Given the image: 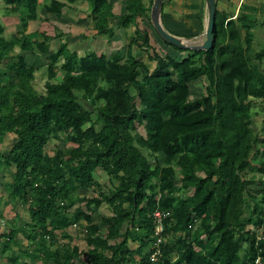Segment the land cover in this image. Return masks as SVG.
<instances>
[{"label": "trees", "instance_id": "obj_1", "mask_svg": "<svg viewBox=\"0 0 264 264\" xmlns=\"http://www.w3.org/2000/svg\"><path fill=\"white\" fill-rule=\"evenodd\" d=\"M3 1L19 31L6 36L0 23V146L7 134L15 136L0 152V186L8 172L5 204L27 207L30 222L18 218L0 236V256L10 264H131L135 256L141 264H264V150L257 147L264 145V118L259 135L252 128L257 102L264 114V46L251 52L243 15L224 25L216 13L209 51L180 60L153 52L150 70L129 52L133 45L151 48L146 31L136 29L125 57L79 56L61 35L27 32L40 7L58 19L74 0ZM86 1L93 28L106 34L112 5ZM143 1H126L118 27L150 21ZM54 38L60 44L51 50ZM16 49L47 56L43 92L33 86L38 68ZM199 80L205 93L188 100ZM52 140L69 146L50 156L45 147ZM97 169L113 187L95 181ZM82 188L94 196L79 197ZM102 204L110 215L96 224ZM156 210L169 214L161 256L150 263ZM73 226L84 234V252L58 243L57 232L70 239ZM129 242L139 247L131 250Z\"/></svg>", "mask_w": 264, "mask_h": 264}, {"label": "crops", "instance_id": "obj_2", "mask_svg": "<svg viewBox=\"0 0 264 264\" xmlns=\"http://www.w3.org/2000/svg\"><path fill=\"white\" fill-rule=\"evenodd\" d=\"M108 3L112 5V14L114 15L113 18L110 20L109 23V31L106 34H103L102 36L97 33V31L93 28V23L91 22L89 16V5L86 0H74L72 3H67V6L63 9L61 16L57 19L52 14H46L47 16H51V20L55 19L56 21H59L58 25L53 26V33H47L45 29H48L45 27V29L42 28L43 24L39 23L38 20L30 21L28 23L27 32L33 33L36 31L39 32H45L49 36H55V34L61 35L63 38V41L66 40L68 44V48L71 50H76L78 55L79 52L84 55L86 51H94L97 54H105L106 56L114 55L118 52H120L123 57L126 56L128 52V45L131 41V38L135 36L136 29H139L141 31H146L149 35V44L151 48L146 50L145 48H140L137 45H133L131 49H129V52H131L132 56L137 59L138 61L143 62L150 70H152L155 67L154 61L149 60V56L155 52L160 53L163 52L164 55H172L176 57L177 59L186 58L189 56L190 51L186 52H176L170 47L164 45V43L161 41L159 37L156 36L155 31L153 29V26L151 24V20H144L142 18H137L135 20V23L130 25L127 28H120L118 27V20L119 17L123 14H125V5L127 0H107ZM143 4L146 7H151L153 4V0L151 3V0H144ZM216 13L218 14L219 18L223 20L224 25L232 20L236 21L240 15H243V19H241V23L245 24L246 26H250V33L253 36V42H252V49L251 52L253 53L255 51V44H259L264 46V0H216ZM2 8V12L0 11V23L5 27V23L3 22V18L7 16L8 18L12 14H8L7 10L9 9V6L4 3L3 0H0V9ZM150 16V14H149ZM14 20L18 19L16 17H12ZM11 20V18H9ZM160 19L163 28L168 32L169 34L185 39L189 41L190 45L199 46L201 45L204 40V33L206 29V23H207V9H206V3L205 0H163L161 13H160ZM16 25H14V29H16V26H19V22H15ZM56 24V22H55ZM9 26V25H8ZM238 32L241 38L245 36V31L241 28V25L239 22L237 23ZM19 29H16L14 34L17 33ZM61 38H54L51 42V45L55 44V47L57 48L60 44ZM81 44L83 47L81 50H79ZM50 45V46H51ZM55 48V49H56ZM54 49V50H55ZM82 55V56H83ZM81 56V55H79ZM153 67V68H152ZM14 141L15 136L13 134H7L2 144H5V142L9 139H12ZM98 171V170H97ZM96 171V172H97ZM95 178V177H94ZM10 181V175L8 174L7 177H4V179L1 180V184L5 185L6 183H9ZM0 186V198L2 199L0 203V221L3 222V210L6 212L8 208L9 211L13 214V220L11 222V227L15 226L16 220L19 218V213L16 211V209L19 207L20 204H5V197L6 192L3 189V186ZM86 189H92V188H86ZM84 190V189H81ZM94 196V193H93ZM80 197V196H79ZM88 197V196H86ZM92 197V196H89ZM4 206V208H3ZM22 206V205H20ZM17 207V208H15ZM24 208V206H22ZM75 207H79V205H76ZM80 207H82V204H80ZM108 206L106 204H102L98 211H97V220L94 216V222L98 224L100 222V219L102 216H109L110 212L108 209ZM107 211V214H101V211ZM28 214V212H27ZM6 216V215H5ZM29 218V214H28ZM21 221V219H20ZM23 223H29L30 218L28 221H21ZM20 222V224H21ZM81 226H85V222H80ZM76 228L69 229L68 234L70 235V239H62L59 235V232H57L58 235V243H69L70 245H76L79 248V251L84 252L86 243L84 240V234L83 232L77 233ZM8 230L6 231V233ZM5 234L4 232L0 234ZM3 241V238L0 240ZM23 243V241H22ZM128 246L131 250H136L139 247V244L137 242H129ZM84 249V250H83ZM27 260V259H26ZM84 260V259H83ZM177 257H173V262H176ZM141 259L139 256H135L134 261L131 264H141ZM0 264H10L7 260L6 255L4 254L2 257L0 256Z\"/></svg>", "mask_w": 264, "mask_h": 264}, {"label": "rangeland", "instance_id": "obj_3", "mask_svg": "<svg viewBox=\"0 0 264 264\" xmlns=\"http://www.w3.org/2000/svg\"><path fill=\"white\" fill-rule=\"evenodd\" d=\"M40 3L42 2V0L39 1ZM0 11L2 12V8L0 9ZM39 17H38V22L39 23H42L43 26L42 28L45 29V27H47L48 29H45L47 33H53V26L55 25H58L59 24V21H56L55 19L51 20V16H47L46 12L44 10H42V8L40 7L39 8ZM12 17H16V15L12 14L9 18H11V20L5 16L3 18H7V19H3L5 25H7V27H5V35L6 36H10L12 34H14L15 30L16 29H19V26H16V29H14V25H16V23H14V21L16 22H19L18 19L14 20ZM56 22V24H55ZM9 25V26H8ZM53 25V26H52ZM52 43V42H51ZM51 45V44H50ZM83 47V45L81 44L79 50H81V48ZM262 47V45H259V44H255V51L260 49ZM56 47H55V44L53 42V44L51 45V50H54ZM80 54L79 55H83L81 53V51L79 52ZM15 54H20V55H23L26 59V61L34 66L35 68H38L37 72L35 73V79L33 81V86L34 88L38 91V92H43L44 91V83L46 82V79H47V75H46V65L48 63V60H47V56L44 55V56H40V55H32L30 53H22L20 52L18 49L15 50ZM160 56H164V53L160 51L159 53ZM155 63V62H154ZM153 68V67H152ZM61 78V74L58 73L57 75V78L55 80H53L54 82L56 81H59ZM205 93V83L203 80H199V81H196L194 82L192 85H191V94L188 98V100H193L197 97H200L202 94ZM261 105L257 102L254 107H253V112H254V116H253V119H252V128L254 130V132L259 135L261 133V127H262V121H263V118H264V114H263V111L261 109ZM137 132L140 133L141 135H145V132L143 130V127L142 126H139L137 125ZM15 139V138H14ZM13 142V138L12 139H9L5 142V144H2L0 146V152L2 153H6L11 144ZM69 144H66L63 142V140L61 141H56V140H52L48 143V145L45 147V152L47 154H49L50 156L53 155V153L56 151L57 148H66L68 147ZM257 147L259 148V150H264V145H257ZM98 171L94 173V177H95V181H97L101 186L102 188L104 189H110L111 187H113V183H111L108 179V176L101 170V169H97ZM8 172L6 173V176L4 177H7L8 176ZM84 190H79V192L77 193L78 196L80 197H86V196H92L93 197V190L91 189H86V188H82ZM5 197V200L6 201V198H7V195L3 196ZM82 207L83 204H82ZM4 208V206H3ZM17 208V207H15ZM10 208L7 209V211L5 212L3 210V213L6 215H3V222L0 221V234L1 233H6L7 230H9L11 228V225L13 222H11L13 219V214L11 211H9ZM108 209V208H106ZM16 211L19 213V216H20V219L21 221H28L29 218H28V214H27V207H22L19 205V207L16 209ZM108 212L103 210L101 211V214H107ZM95 219L97 220V215L95 216ZM264 226L262 227V230H263ZM261 231H259L260 233ZM28 244L27 241H23V243L21 244L23 247H26ZM86 249V247L84 248ZM83 249V250H84ZM16 251V250H15ZM40 264V262L38 263Z\"/></svg>", "mask_w": 264, "mask_h": 264}, {"label": "water", "instance_id": "obj_4", "mask_svg": "<svg viewBox=\"0 0 264 264\" xmlns=\"http://www.w3.org/2000/svg\"><path fill=\"white\" fill-rule=\"evenodd\" d=\"M216 0H205L207 9V23L204 33L205 40L199 46L190 45L189 41L175 37L163 28L160 13L163 0H153L150 12V20L157 36L163 41L182 50L209 51L213 47V31L215 28Z\"/></svg>", "mask_w": 264, "mask_h": 264}, {"label": "built area", "instance_id": "obj_5", "mask_svg": "<svg viewBox=\"0 0 264 264\" xmlns=\"http://www.w3.org/2000/svg\"><path fill=\"white\" fill-rule=\"evenodd\" d=\"M169 213H163L159 210H156L153 213V220H154V240L151 244V253L149 255V262L150 263H155L158 261V259L161 256V251H160V244L163 241V232H164V227H163V220L168 216Z\"/></svg>", "mask_w": 264, "mask_h": 264}]
</instances>
